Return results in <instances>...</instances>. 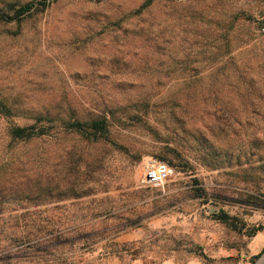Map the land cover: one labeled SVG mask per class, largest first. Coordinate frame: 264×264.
<instances>
[{
	"label": "rangeland",
	"instance_id": "374dc122",
	"mask_svg": "<svg viewBox=\"0 0 264 264\" xmlns=\"http://www.w3.org/2000/svg\"><path fill=\"white\" fill-rule=\"evenodd\" d=\"M29 1L0 0V96L133 118L110 127L113 146L66 133L9 149L7 126L26 121L0 116V184L49 187L0 188L33 196L0 208V264H264V0L139 14L146 0H37L13 17ZM147 158L173 169L163 190L140 185Z\"/></svg>",
	"mask_w": 264,
	"mask_h": 264
},
{
	"label": "trees",
	"instance_id": "16d2710c",
	"mask_svg": "<svg viewBox=\"0 0 264 264\" xmlns=\"http://www.w3.org/2000/svg\"><path fill=\"white\" fill-rule=\"evenodd\" d=\"M153 3V0H146L145 3L136 11L137 14L142 12V10L150 7ZM48 4H45L41 1H29L22 5L9 4L8 7L13 11V17L19 18L26 15H30L34 12L41 11ZM7 18L6 14L2 13L0 10V20L4 21ZM228 21L227 23V31L231 28L233 21ZM264 29V28H263ZM230 40L227 38V35L224 36L223 44L220 48H225L223 54L229 56L230 54ZM214 55V53H213ZM247 100V99H246ZM257 101L259 103L264 102V96L257 97ZM100 109V108H99ZM218 113V114H217ZM180 115L179 113H177ZM175 111L168 112L167 116H169L172 120L179 121ZM257 116H260L259 113H255ZM158 115L156 111L147 112L144 111L142 114L143 121L147 127H149L148 119H152ZM216 119L222 120L223 122L235 121L232 113H227L225 111L215 112ZM0 116L4 118H8L14 120L17 118H21L25 120L23 125H18L16 123H10L6 128V136L9 140L7 144V148L11 149V145L13 143H22L26 144L31 140H47L49 138H55L60 136L61 134L66 133H75L84 139L92 140L93 142L103 143L105 145L113 146V142L110 139V127L112 125L119 126L128 120H132L133 116L129 113L116 114V112L107 111L105 108H101L97 110L95 113L89 114L88 118L81 120L76 112L69 107H60L56 110H22L18 106V102L15 98L0 96ZM261 118H264L261 117ZM175 152V151H173ZM176 155H180L176 152ZM161 159H165L161 157ZM161 161V160H160ZM10 161L5 163V165L0 166V171L4 170V167H8L10 165ZM0 188H49L46 183L45 177L42 175L41 178L32 181H23L22 184H0ZM5 190L0 189V208L6 202H19L26 201L31 202L32 195L29 192L18 190L15 193L6 192ZM9 196L8 198H5ZM13 195H19V197H13ZM36 198H40L35 196ZM43 197V196H41ZM259 230L264 231V228H259Z\"/></svg>",
	"mask_w": 264,
	"mask_h": 264
},
{
	"label": "built area",
	"instance_id": "2783aa9c",
	"mask_svg": "<svg viewBox=\"0 0 264 264\" xmlns=\"http://www.w3.org/2000/svg\"><path fill=\"white\" fill-rule=\"evenodd\" d=\"M173 174V169L166 163L147 158L140 163L139 183L142 187L163 190Z\"/></svg>",
	"mask_w": 264,
	"mask_h": 264
},
{
	"label": "water",
	"instance_id": "95a60500",
	"mask_svg": "<svg viewBox=\"0 0 264 264\" xmlns=\"http://www.w3.org/2000/svg\"><path fill=\"white\" fill-rule=\"evenodd\" d=\"M262 261L259 262V264L261 263Z\"/></svg>",
	"mask_w": 264,
	"mask_h": 264
}]
</instances>
